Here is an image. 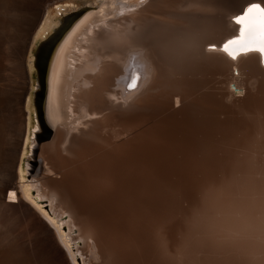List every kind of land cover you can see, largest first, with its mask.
<instances>
[{
  "label": "bare ground",
  "instance_id": "6f19581e",
  "mask_svg": "<svg viewBox=\"0 0 264 264\" xmlns=\"http://www.w3.org/2000/svg\"><path fill=\"white\" fill-rule=\"evenodd\" d=\"M5 1L18 12L0 16V72L16 62L12 84L0 75V145L5 128L13 133L0 156V264H241L192 238L186 220L200 186L191 190L182 171L199 166L202 189L222 171H249L254 157L264 164V0L94 3L49 59L42 116L51 133L38 146L45 175L30 185L34 198L17 193L16 168L31 126L25 57L50 0ZM250 10L258 23L245 20ZM193 139L215 157L192 168L177 147ZM172 150L182 173L158 168ZM40 197L55 217L67 214L74 252Z\"/></svg>",
  "mask_w": 264,
  "mask_h": 264
},
{
  "label": "clouds",
  "instance_id": "9594fccd",
  "mask_svg": "<svg viewBox=\"0 0 264 264\" xmlns=\"http://www.w3.org/2000/svg\"><path fill=\"white\" fill-rule=\"evenodd\" d=\"M198 195L200 206L186 220L192 238L230 251L241 264H264V164L254 157L247 172L222 171Z\"/></svg>",
  "mask_w": 264,
  "mask_h": 264
},
{
  "label": "rangeland",
  "instance_id": "374dc122",
  "mask_svg": "<svg viewBox=\"0 0 264 264\" xmlns=\"http://www.w3.org/2000/svg\"><path fill=\"white\" fill-rule=\"evenodd\" d=\"M8 1V0H7ZM98 0H50V4H48L44 9V11H43V13L44 14H42V18L40 19V21H39V23H38V25H37V27H36V29H35V31H38L39 30V33L40 34H38V36L32 41V44H31V48H30V50H29V52H28V54L26 55V57H25V60H26V58L28 59H30V77L29 78H31V80H32V85H29V91H28V94H27V99L28 98H31V94H32V89H33V87H34V84H35V81H36V79H35V71H34V67L32 66V57H33V51H34V44H35V42L37 41V40H39V39H41L44 35L43 34H45L46 32H48L49 31V28L52 26V25H54L55 24V19L57 18V17H59L60 16V14H59V12H61L62 14H64V13H66L67 12V10H64L65 8H67V7H69V8H76V7H81V6H86V7H92V6H96L95 4H96V2H97ZM4 2V3H3ZM95 3V4H94ZM7 5H8V7H7ZM6 7V8H5ZM11 7V4H10V6H9V3L8 2H6L5 0H0V16L2 15V19L4 18V14H12L11 16L10 15H6V16H10L11 18H12V16L13 15H15L18 11L17 10H15L14 8H13V5H12V7ZM7 9V10H6ZM88 9H90V8H88ZM9 10V11H8ZM68 10H70V9H68ZM16 11V12H15ZM93 11V10H92ZM3 12V13H2ZM89 12H91V11H89ZM5 16V17H6ZM159 20H161V19H159ZM163 20V19H162ZM163 21H166L167 22V19H164ZM171 21H173V23L174 22H176V23H178L177 21H174V20H171ZM170 20H168V22H171ZM0 23H1V21H0ZM180 23V22H179ZM48 28V29H47ZM45 29H47V30H45ZM34 31V32H35ZM41 31V32H40ZM45 32V33H44ZM8 44H4L3 45V49L4 50H9V45L7 46ZM5 62V64L8 66V70H2L1 72H0V75L1 76H3V77H1V78H3L4 80H5V82L6 83H9V84H12L13 82H12V79H14L13 78V73L9 70V69H12L13 71H15V68H16V62L15 61H11V62H9V61H4ZM4 71V72H3ZM8 71V72H7ZM3 74V75H2ZM15 74V73H14ZM8 79V80H7ZM11 80V81H10ZM153 93H149V95H152L150 98H152L153 96H155V95H157L158 94V91L157 92H154V91H152ZM149 98V99H150ZM135 105H136V107L138 108V106H140L139 104H137L136 103V101L135 102H133ZM29 104H30V100H29ZM138 105V106H137ZM198 107V106H197ZM196 106H195V108L194 107H191V110H193V111H197V108ZM190 109V108H189ZM33 111V109H32V106H31V104L29 105V113H28V116H29V118H30V121H31V126L30 127H34L33 126V116L32 115H30V112H32ZM196 111H195V113H196ZM189 117H190V119H191V121H193V122H195V114H194V112H190L189 113ZM194 119V120H193ZM8 128V127H7ZM5 128V132H3V133H5L4 134V136H3V140L1 141V145H0V156H2V158H4L5 157V154H4V149H6L5 148V146L8 144V143H10L9 142V140L12 138V131L8 128ZM38 136L40 135V137H36V138H34L33 140H28V143H26V145H25V149H23L22 150V152H20L19 153V156H18V164H17V168H16V173H17V177H16V184H17V193L18 194H21V196H23V195H27V197H31V198H34V197H36V194H35V187L36 186H30V185H36V182H37V180L38 179H40L43 175H45V167H44V164L41 162V160H40V158H39V152H40V148L38 147L39 146V144H41V142H44L45 140H46V138H45V133H43L41 130H39L38 131ZM198 141H196V140H194L193 139V141L194 142H190L189 144L188 143H184L180 148L179 147H177L178 149H180V150H177V151H182L183 152V154H181V153H177V151H174V150H172L171 152H168V155H167V162H168V164H169V160H170V158H172L173 159V157H174V155H172V153H176L175 155V157L177 158L179 155H180V158H177V159H173V161L175 162L174 164H176V165H174L173 163H171V166L173 167H171L170 166V164L168 165L166 162V164L165 163H163L164 162V160L163 161H160L161 163H159V165H158V168L160 169V167L164 164L165 165V167L166 168H168L169 170H170V168H171V170H170V172H172V170L173 169H175V168H179L181 165H184L183 164V162H182V164H180V166H179V162L181 163V157H183V156H186L185 158H188V159H191V160H188V159H186V160H188L190 163L192 162V164H193V166H191L192 168L195 166L194 164H196L197 163V161H201V160H203V158H205L206 156L208 157V158H214L215 156L214 155H211V153L210 152H207L208 151V149L206 148L207 146H206V144H204L205 142L204 141H200V139H197ZM11 141V140H10ZM32 141H34V144H31V142ZM204 142V143H203ZM182 143H180V145H181ZM42 146V145H41ZM7 147V146H6ZM23 148V147H22ZM39 148V149H38ZM200 149V151H198ZM190 150V151H189ZM203 150V152H201ZM204 150H206V152L204 151ZM174 151V152H173ZM196 153V154H195ZM205 153V154H204ZM187 154V155H186ZM188 154H190L189 156H188ZM203 156V157H201V155ZM207 154V155H206ZM209 154H210V156H209ZM172 155V156H171ZM183 155V156H182ZM200 156V157H199ZM213 156V157H212ZM166 157V156H165ZM168 157H170V158H168ZM174 157V158H175ZM190 157V158H189ZM193 158V159H192ZM200 158H202L201 160H200ZM219 159L220 158V156H218V155H216V159ZM224 157H222L221 159H223ZM172 159H171V161H172ZM180 159V160H179ZM176 160L178 161V162H176ZM196 162V163H195ZM178 163V164H177ZM161 164V165H160ZM175 166V167H174ZM199 168V166H195V168H196V170H198V168ZM162 168V167H161ZM184 168V166H181V169L179 168V169H175V172H173V173H180L181 172V170ZM195 168L192 170L191 169V171L189 172V173H187L188 175H189V177H188V175L186 174V170H185V168L183 169L184 171H182V172H185V173H183V175H184V177L185 178H187V180H188V182H189V187H190V189L192 190V189H198L199 188V186H200V188L198 189V190H192V192H191V202L193 203L194 202V198H195V196H196V198L195 199H197V195L199 194V192L198 191H200V189H201V184L202 183H204V182H200L201 181V176H200V174H196V172L197 171H194L195 170ZM169 170H167V171H169ZM176 170H177V172H176ZM179 170V171H178ZM189 170V169H188ZM174 171V170H173ZM192 171H194L193 172V174H192ZM181 172V173H182ZM181 175V174H180ZM193 175V177H191ZM199 175V176H198ZM202 175V174H201ZM214 177V176H213ZM191 178V179H190ZM33 182V183H32ZM205 184V183H204ZM198 187V188H197ZM34 189L33 191H31V195H30V191L29 190H31V189ZM197 191V192H196ZM23 192H25V193H27V194H25V193H23ZM198 193V194H197ZM15 195H16V193H15ZM33 196V197H32ZM199 196V195H198ZM40 198H43V197H40ZM25 202H27V200L26 199H23ZM5 201H7V202H12V201H14L13 199H11V198H7V197H5ZM195 202H196V200H195ZM28 203V202H27ZM45 203H47V205H48V202H47V199L46 200H43V201H39V202H37L36 203V206H39L41 209H40V211H42L43 210V213H44V211H45V215H46V217H48L49 218V216H50V219L52 220H54V218H55V220H54V224H56V226L57 225H60V222H61V224H63V226H61V228H60V234L62 235L61 237L63 238V240H64V242L66 243V245L71 249V251L72 252H74V250L73 249H75V247H74V244H71L72 243V241H70V236H68L67 235V238H66V235H63V234H66L67 233V231H69V230H71V232H70V235H75V232H73V231H75V228L74 227H72L71 225L68 227V225L70 224L68 221H67V214H62V215H59L60 217H58V216H56L55 217V214H53V213H51V211H49V208L48 207H46V206H43V204H45ZM48 214V215H47ZM54 216V217H53ZM62 217V218H61ZM58 220H60V221H58ZM52 220V221H53ZM58 221V222H57ZM64 221V222H63ZM65 222H68L66 225H65ZM66 227H67V229H66ZM72 229H71V228ZM69 228V229H68ZM73 230V231H72ZM73 232V233H72ZM65 239H67V240H65ZM127 239H130V240H133V236H132V239L130 238V237H128ZM69 242V243H68ZM77 242H78V246L79 247H81V241L80 240H77ZM132 242H134V240L132 241ZM68 243V244H67ZM134 243H136V242H134ZM133 249V248H132ZM132 249H131V246L128 244L127 245V247H126V253H136L135 252V250L133 249V251H132ZM145 251L146 252H144V253H148V251H147V249H145ZM132 257V256H131ZM130 257V259H129V261L130 262H134V261H137V259L135 258V257H132L131 258ZM146 258V259H145ZM143 259V263L142 264H153L152 263V261H151V258L149 257V256H146V257H143L142 258ZM150 259V260H149ZM76 263L77 264H80V261L78 260V261H76ZM131 264H134V263H131Z\"/></svg>",
  "mask_w": 264,
  "mask_h": 264
},
{
  "label": "water",
  "instance_id": "95a60500",
  "mask_svg": "<svg viewBox=\"0 0 264 264\" xmlns=\"http://www.w3.org/2000/svg\"><path fill=\"white\" fill-rule=\"evenodd\" d=\"M88 8L91 7L81 6L72 8L67 10L64 14L59 12L60 16L55 19V24L52 25L49 28V31L34 44L31 62L34 67L36 81L32 89L31 98H29L33 109V111L30 112V115L33 116L32 122L34 127H29L28 140L40 137V135L38 136L37 134L39 130L45 133V138L50 136L51 130L42 116V99L49 59L55 46L63 35L70 29L72 24L88 10Z\"/></svg>",
  "mask_w": 264,
  "mask_h": 264
},
{
  "label": "snow or ice",
  "instance_id": "6c2138e0",
  "mask_svg": "<svg viewBox=\"0 0 264 264\" xmlns=\"http://www.w3.org/2000/svg\"><path fill=\"white\" fill-rule=\"evenodd\" d=\"M252 11H253V10H250V12H249V16L246 17L245 20H246L247 22H249V23H258V22H259L258 20H253V18H252ZM255 11H258V9L255 10ZM29 191H30V195H31V190H29ZM12 199H15L14 194H13V196H12ZM42 211H43V210H42ZM53 222H54V221H53Z\"/></svg>",
  "mask_w": 264,
  "mask_h": 264
}]
</instances>
